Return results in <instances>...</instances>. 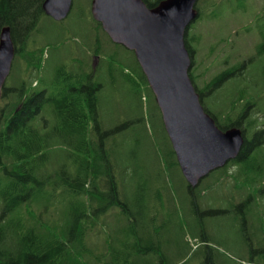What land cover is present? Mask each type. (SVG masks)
Segmentation results:
<instances>
[{
  "label": "trees",
  "instance_id": "obj_1",
  "mask_svg": "<svg viewBox=\"0 0 264 264\" xmlns=\"http://www.w3.org/2000/svg\"><path fill=\"white\" fill-rule=\"evenodd\" d=\"M44 1L0 0V30L9 26L15 58H18L16 65H21L23 74L31 77L30 80L21 79L16 88H5L0 98L4 102L0 107V264H100L104 254L96 257L97 262L93 260L94 249L89 245V235L104 227L101 218L113 210L120 211L115 215L127 218V233L134 240L123 243L127 251L136 253L137 257L150 252L162 261L164 252L160 249L159 234L152 238L142 235L144 228L149 234L147 222L143 221L144 216L131 214L124 194L125 187L135 183L142 193V188L148 187L149 200L156 203L162 200L159 189L167 184L166 175L172 176L169 170H178L157 105L151 115L144 116L143 95L147 93L153 97L147 81L136 60L138 71L130 68L131 73H124L120 63L116 66L110 58L99 59L95 66L80 61L78 70L67 77H64L66 66L63 65L50 92L45 88L36 95L32 74L35 76V72L41 70L43 49L29 48L28 40L44 15ZM143 1L149 7L153 5V1ZM185 39L192 54L188 35ZM93 55L99 56L97 50ZM104 72L115 84L127 86L125 120L113 127L105 125L104 116L109 112L99 107L103 93L97 77ZM118 74L124 78L117 79ZM190 77L193 81V72ZM262 82L264 84V79ZM238 88L240 91L237 98L231 100L230 107L212 117L221 130H224V119L227 121L225 129L234 126L243 130L245 141L239 155L231 164L220 168L219 177L205 189H200L199 184L191 188L186 182L185 186L195 211L204 190L211 189L224 178L225 181L230 177L237 183L242 182L248 187L249 195L238 202L234 212L245 225L247 214L252 215L255 207L264 208V122L258 125L261 122L258 111L250 109L257 95L247 87ZM44 94L50 95V99L46 100ZM242 100H245L244 106L237 108ZM261 114L264 119V113ZM154 132L158 133L154 135ZM159 133L166 142L162 151L163 166L155 165L151 174L142 156L147 145L160 150ZM126 147L129 149L123 153ZM231 166L236 169L230 173ZM254 188L261 193L262 204L251 202L258 201L256 196L250 195ZM140 192L137 212L142 215L147 201L145 191L143 197ZM153 207L156 205L150 210ZM227 210L230 211L225 207V212ZM150 218L154 221L155 215ZM263 226V223L258 224V228ZM130 238L127 239L130 241ZM142 242L147 244L144 249ZM183 257L181 255L180 261ZM157 262L152 258L147 264ZM117 263L121 264L120 260ZM177 263L169 260L166 264Z\"/></svg>",
  "mask_w": 264,
  "mask_h": 264
},
{
  "label": "rangeland",
  "instance_id": "obj_2",
  "mask_svg": "<svg viewBox=\"0 0 264 264\" xmlns=\"http://www.w3.org/2000/svg\"><path fill=\"white\" fill-rule=\"evenodd\" d=\"M90 5L91 0H72V7L66 18L56 21L45 14L40 17L28 40L29 48L43 49L41 70L35 72V76L32 74V78H35L36 92L47 88L49 93L51 86L60 77L61 67L66 66L63 73L64 77H67L78 70L77 65L80 61L95 66L99 59L110 58L115 61L116 66L120 63L124 73H131L130 68L138 71L133 53L109 41L107 35L92 18ZM195 8L199 15L188 27V40L196 50L194 67L200 75L208 77L223 69L224 42L225 61L227 60L225 68L239 61L238 53L246 62L245 77L240 81L237 77L229 78L225 80V88L208 91L205 99L203 98V108L208 113L217 115L218 112L229 108L231 100L237 98L239 86L243 88L242 90L247 87L251 93L257 95V100H253L250 109L258 111L257 116L261 120L258 125L262 124L264 122L261 116V113H264L262 82L264 79V0H197ZM95 50L99 56L93 55ZM17 59L16 57L10 76L5 82L7 88L18 87L21 79H31L30 76L23 74L21 65H16ZM116 70L118 71L119 67H116ZM193 73L195 74L194 69ZM97 78L102 84L103 93L99 107L105 113L109 112L108 116H104L105 125L113 127L125 120L123 117L128 101L127 86L115 84L107 72ZM121 78L123 79L124 75L118 74L117 79ZM143 96V113L146 117L147 113L150 115L153 113L156 103L147 93ZM45 97L46 100L50 99V95ZM244 103L245 100L240 101L237 108L244 106ZM3 105V100H0V107ZM157 133L154 132V135ZM158 140L160 150L152 149L147 145L142 156L149 166L147 171L151 174L156 166H163L162 151L164 144L166 147V142H163V136L160 133ZM127 149L129 148L126 147L122 152H127ZM219 169L204 177L198 185L199 188L205 189L208 184L214 183L219 177L221 170ZM235 169L236 167L232 166L229 169L230 173ZM169 173L172 176L168 178L166 175L165 183L168 185L165 184L162 190L159 189L162 200L158 201V199L156 203L149 200L148 187L142 188V193L135 183H132L124 190L131 214L144 216L143 221L147 222L149 234L145 233L146 228H144L142 235L152 238L159 234L160 249L164 252L162 261L150 252L143 257H137L136 253L127 251L123 243L134 241L127 233V218L115 215L120 211L113 210L101 218L104 227L97 228L96 232L93 231L89 235V245L93 246L92 258L95 262H97V256L101 257V254H104L100 264H118L119 260L121 264H147V261L152 258L158 261L157 264H166L169 260L179 262L177 264H264V226L258 228V224H264V208L255 207L252 215L247 214L245 225L241 224V218L238 220L234 212L238 202L247 199L248 187L242 182L237 183V180L234 181L233 178L229 177L226 181L224 178L222 182L202 192V199L198 200L194 211L185 186L186 180L179 167L178 170H169ZM158 180H161V176ZM154 185L156 188L157 182ZM144 191L147 208L144 214L139 215L137 197L139 192L143 197ZM262 191L264 195V188ZM250 195L258 199L257 202L251 201L253 205L262 204L261 193L257 188L251 190ZM155 205L156 207L150 210L151 206ZM225 207L229 208L232 214L229 210L225 212ZM218 209L223 212H218ZM150 215H155L154 221H151ZM58 216H61V213ZM154 228L155 230L152 231ZM127 238H130V241ZM145 247L147 244L143 243L141 248ZM181 255L184 257L180 261Z\"/></svg>",
  "mask_w": 264,
  "mask_h": 264
},
{
  "label": "water",
  "instance_id": "obj_3",
  "mask_svg": "<svg viewBox=\"0 0 264 264\" xmlns=\"http://www.w3.org/2000/svg\"><path fill=\"white\" fill-rule=\"evenodd\" d=\"M197 0H91L90 12L109 39L134 57L159 109L178 167L191 188L210 172L236 159L244 144L238 127L219 129L200 103L189 70L184 37L197 17ZM72 0H45V15L67 17ZM14 46L9 26L0 30V95L9 76Z\"/></svg>",
  "mask_w": 264,
  "mask_h": 264
},
{
  "label": "flooded vegetation",
  "instance_id": "obj_4",
  "mask_svg": "<svg viewBox=\"0 0 264 264\" xmlns=\"http://www.w3.org/2000/svg\"><path fill=\"white\" fill-rule=\"evenodd\" d=\"M191 55L192 57L196 55L195 49H193ZM237 56L239 58V61H236L225 68V42H224L223 59H222L223 69L220 72H215L212 75H209L208 77L201 76L198 70L196 69V67H194L195 60L192 62V67H193L192 69H194L195 72V74L193 73V83L197 93L199 94L201 102H203V98L205 99V95L207 94L208 91H211L212 89L218 90L220 88H225L226 79L237 77V80L240 81L241 78L245 77L246 62L244 59H242L240 53H238ZM225 71L227 72V74H225ZM33 85L36 86V84ZM12 88L13 87H8L9 90H11ZM39 93L40 91L36 92V95H39ZM21 106L22 103L16 107V111L19 108H21ZM0 123H2V119L0 120ZM222 125L225 130L224 121L222 122Z\"/></svg>",
  "mask_w": 264,
  "mask_h": 264
},
{
  "label": "bare ground",
  "instance_id": "obj_5",
  "mask_svg": "<svg viewBox=\"0 0 264 264\" xmlns=\"http://www.w3.org/2000/svg\"><path fill=\"white\" fill-rule=\"evenodd\" d=\"M191 230V229H190Z\"/></svg>",
  "mask_w": 264,
  "mask_h": 264
}]
</instances>
